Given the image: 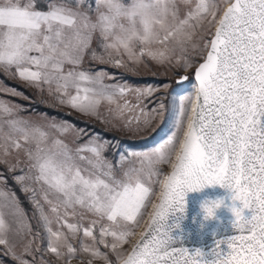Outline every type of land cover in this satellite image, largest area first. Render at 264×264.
<instances>
[{
	"label": "snow or ice",
	"instance_id": "6c2138e0",
	"mask_svg": "<svg viewBox=\"0 0 264 264\" xmlns=\"http://www.w3.org/2000/svg\"><path fill=\"white\" fill-rule=\"evenodd\" d=\"M95 65L129 73L179 69L191 72L192 83L171 103H156L153 89L133 88ZM0 70L46 94L51 106L120 131H147L157 118L153 132L168 125L155 146L110 159L102 138L72 148L61 138L75 129L70 122H35L21 115L24 106L0 98V165L36 221L34 231L0 171L5 256L16 264H46L36 259L41 252L65 264L78 252L89 255L88 264H264V0H0ZM188 81L182 75L176 86ZM0 93L29 99L3 83ZM174 151L176 162L163 173L159 166ZM210 185L240 202L230 209L238 234L207 253H190L175 246L165 222L184 212L187 192ZM88 214L96 219L85 226ZM81 232L77 248L71 241Z\"/></svg>",
	"mask_w": 264,
	"mask_h": 264
},
{
	"label": "rangeland",
	"instance_id": "374dc122",
	"mask_svg": "<svg viewBox=\"0 0 264 264\" xmlns=\"http://www.w3.org/2000/svg\"><path fill=\"white\" fill-rule=\"evenodd\" d=\"M89 66H94V65H90L88 63L85 64L86 68ZM95 66L106 68L109 72L115 75L117 81L127 83L129 86L133 88L153 89L152 99L156 103H160V102L171 103L176 98L175 93L183 92L186 89H189L192 83L191 72H184L179 69H177L175 73H173L171 71H165L159 67H156L154 70L142 69L136 73H129L124 69L111 68L108 65H95ZM181 74L188 75L189 81L177 87L174 79L180 77ZM107 82L111 83L112 81H107ZM0 83L6 84L7 87L9 88H15L21 91L25 96L29 97V99L26 100L20 97L6 96L5 94L0 93V98L12 100L24 106L26 111L22 112L21 115L38 123H43V121L47 118H51L57 121H68L70 122L71 125L75 126V129H73L71 132H69L68 134L64 135L61 138L70 147L76 148L78 144H83L90 138L99 137L102 138L103 142L110 145L108 151L105 153V155L108 156L110 159H114V154H118L120 152L126 153L129 150H136V151L147 150L155 146L164 137L166 129L168 128V125H165L156 132H153L152 129L156 128L157 124L159 123V119L157 118V120L152 124V127L147 129V131L136 134H132L126 131H120L110 125L101 123L100 121L94 118L81 115L67 107H63L59 105L55 107L51 106L50 98L46 94L40 95L36 90L24 84L19 79H12L10 76H7L3 72V70H0ZM165 83L169 84L168 88L164 87ZM173 88H175V92H173L170 95L169 93L172 92ZM128 99L131 100L133 103H135L134 96H129ZM145 103H149V101H145ZM106 107L107 106H102L101 111L104 112ZM44 108L51 109V111L54 110L60 111L63 114H67L75 119L82 121L84 125L75 124L68 118L56 116L53 113H48L44 110ZM44 114H47V117H45ZM77 129L83 130L82 135L80 136L79 139H77V132H76ZM100 131H104L110 136H105ZM119 137L127 138L130 140L144 139L147 137H151V139L149 142H147V144L133 145V144L121 142V140H119ZM19 155L21 159L24 158L22 152ZM159 167L163 173H167L169 170V165L166 164L160 165ZM0 171L4 172L5 175L8 176V184L12 187V189L14 191L17 189L19 193L22 195V196L19 195L17 196L19 197L23 208L27 211L29 216V221L33 227V230L35 231L36 221L32 219V208L31 205L28 203L27 199L25 198V194L20 192L19 187L11 179V175L7 173V170L4 166L0 165ZM9 179L11 180V182H9L10 181ZM92 219H96V217L92 216L91 214H88L87 219L84 221V225L87 226ZM103 223H107V221H104ZM65 231L67 230L65 229ZM94 234L99 238L98 228H94ZM82 236L83 233L81 232L78 234L77 239L71 241L73 245L76 246L77 248H79V240ZM84 239L86 243L91 242L90 240H88V238H84ZM39 243H40L39 241L34 242L33 248H35ZM127 246L129 247V245H125V248H127ZM98 247L101 252H108V249L104 248L103 245H98ZM17 251H20L19 247L17 248ZM41 257H43V260L46 262V264H65L64 260H58L55 257V255L52 253L41 252L40 254H37L36 259L38 262L41 260ZM25 258L28 260L33 259V257L31 256H26ZM111 258L113 260L115 259L114 257ZM89 259L90 257L88 254L78 252L76 258H73L70 261V264H88ZM0 264H16V262L10 256H5L3 254V246H0ZM92 264H103V261L98 259H93Z\"/></svg>",
	"mask_w": 264,
	"mask_h": 264
},
{
	"label": "water",
	"instance_id": "95a60500",
	"mask_svg": "<svg viewBox=\"0 0 264 264\" xmlns=\"http://www.w3.org/2000/svg\"><path fill=\"white\" fill-rule=\"evenodd\" d=\"M182 75L185 74L180 76ZM178 80L179 77L174 79L175 82ZM232 196L233 192L220 185L205 186L199 191L187 192L184 197V212L170 213L165 222L172 228L171 235L175 246L187 248L190 253L196 249L207 253L216 246L217 241H226L238 234V230L233 227L235 217L230 209L233 204L237 208L241 205L239 201H233ZM218 200H222L223 203L216 209L214 216L211 219H204L201 205ZM251 214L250 209L243 211L245 217H250ZM220 247L222 252L229 251L226 244H221Z\"/></svg>",
	"mask_w": 264,
	"mask_h": 264
},
{
	"label": "clouds",
	"instance_id": "9594fccd",
	"mask_svg": "<svg viewBox=\"0 0 264 264\" xmlns=\"http://www.w3.org/2000/svg\"><path fill=\"white\" fill-rule=\"evenodd\" d=\"M177 156H178V151H174L172 153V156H171L169 163H168L170 168L176 162ZM163 191H164V189H163V187H161V188H159V190L154 195L153 202L149 205L152 213H154L156 211L155 205L158 204V202H159V200L163 194ZM194 191H199V190H194ZM222 203H223L222 200H218V201H211V202H206V203L202 204L201 210L203 212L204 219H206V220L211 219L214 216L216 209L218 207H220Z\"/></svg>",
	"mask_w": 264,
	"mask_h": 264
},
{
	"label": "trees",
	"instance_id": "16d2710c",
	"mask_svg": "<svg viewBox=\"0 0 264 264\" xmlns=\"http://www.w3.org/2000/svg\"><path fill=\"white\" fill-rule=\"evenodd\" d=\"M44 110L46 111V112H48V113H53V114H55L56 116H60V117H64V118H68V119H70L73 123H75V124H79V125H84V123L82 122V121H80V120H78V119H75V118H73V117H71V116H69V115H67V114H63L62 112H60V111H51V109H48V108H44ZM100 132H102V134H104L105 136H110L109 134H107L106 132H104V131H100ZM150 139H151V137H147V138H144V139H136V140H130V139H127V138H121V137H119V140H121V142H123V143H128V144H135V145H140V144H147V142H149L150 141ZM10 180V179H9ZM9 182H11V180L9 181ZM15 189H16V187H15ZM16 191V193H17V195H19V196H22L20 193H19V191L16 189L15 190Z\"/></svg>",
	"mask_w": 264,
	"mask_h": 264
},
{
	"label": "crops",
	"instance_id": "0c3cea01",
	"mask_svg": "<svg viewBox=\"0 0 264 264\" xmlns=\"http://www.w3.org/2000/svg\"><path fill=\"white\" fill-rule=\"evenodd\" d=\"M169 168H170V167H169ZM168 171H169V170H168ZM149 211H151L150 207H149ZM147 219H148V216L146 215L145 218H144V221L142 222V226H141V228L137 229V236H135V237H133V238L131 239L133 243H134V241L138 238V234H139V232L143 230V226H144V224L146 223ZM127 248L129 249V248H130V245H129V247L127 246Z\"/></svg>",
	"mask_w": 264,
	"mask_h": 264
},
{
	"label": "bare ground",
	"instance_id": "6f19581e",
	"mask_svg": "<svg viewBox=\"0 0 264 264\" xmlns=\"http://www.w3.org/2000/svg\"><path fill=\"white\" fill-rule=\"evenodd\" d=\"M169 170H170V168H169ZM135 242V241H134Z\"/></svg>",
	"mask_w": 264,
	"mask_h": 264
}]
</instances>
